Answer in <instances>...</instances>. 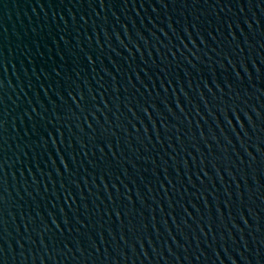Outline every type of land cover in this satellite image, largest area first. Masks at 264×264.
<instances>
[{
  "label": "water",
  "instance_id": "1",
  "mask_svg": "<svg viewBox=\"0 0 264 264\" xmlns=\"http://www.w3.org/2000/svg\"><path fill=\"white\" fill-rule=\"evenodd\" d=\"M0 264H264V0H0Z\"/></svg>",
  "mask_w": 264,
  "mask_h": 264
}]
</instances>
